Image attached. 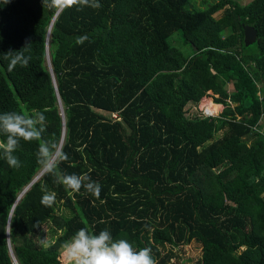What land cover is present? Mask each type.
I'll list each match as a JSON object with an SVG mask.
<instances>
[{
    "label": "trees",
    "instance_id": "16d2710c",
    "mask_svg": "<svg viewBox=\"0 0 264 264\" xmlns=\"http://www.w3.org/2000/svg\"><path fill=\"white\" fill-rule=\"evenodd\" d=\"M193 1L100 0L57 15L42 0L0 3V112L46 117L42 140L13 153L18 169L0 152V264H16L11 249L18 264H68L63 245L82 227L148 247L156 264H264V0ZM178 31L188 50L170 41ZM26 43L29 65L9 72L4 53ZM208 92L223 110L204 118L193 108ZM44 140L100 198L46 172L23 194ZM48 223L58 231L43 240Z\"/></svg>",
    "mask_w": 264,
    "mask_h": 264
},
{
    "label": "clouds",
    "instance_id": "9594fccd",
    "mask_svg": "<svg viewBox=\"0 0 264 264\" xmlns=\"http://www.w3.org/2000/svg\"><path fill=\"white\" fill-rule=\"evenodd\" d=\"M9 0H0L7 4ZM43 7L63 12L76 7L82 10L85 7L100 9V0H42ZM88 39L87 35L78 36L75 43L83 44ZM29 43L19 50H9L4 53V58L9 60L8 71L11 72L19 65L27 67L31 60L30 55H25ZM45 115L40 111H4L0 112V152L10 168L18 169L21 162L13 153L20 147V141H41L44 132ZM38 163L46 173L55 176V182L62 184L67 190L79 193L83 188L86 193L95 198H100L101 185L93 181L87 174H66L60 171L59 163L67 159V154L62 147L54 142L44 140L38 143L35 153ZM41 204L51 207L56 202L54 191H44L40 200ZM68 264H156L151 249L148 247L135 248L127 239H115L108 229L91 232L86 227L78 229L73 236L63 245Z\"/></svg>",
    "mask_w": 264,
    "mask_h": 264
},
{
    "label": "rangeland",
    "instance_id": "374dc122",
    "mask_svg": "<svg viewBox=\"0 0 264 264\" xmlns=\"http://www.w3.org/2000/svg\"><path fill=\"white\" fill-rule=\"evenodd\" d=\"M210 1H213V0H210ZM237 1H239L242 4H244L248 0H237ZM195 4L197 6H199V7H204L205 6V4L201 0H197L195 2ZM195 4H194V1H193V2L190 3V5L188 7L190 9L199 8V7L195 6ZM220 15H221V12H217L215 14L216 17H219ZM175 39H178L179 42L178 43H174ZM170 41H172L174 45H176L177 47L181 48L182 50H188L189 49V46L185 44L184 38H183V36H182L180 31L175 32V34L172 36V38H170ZM227 88L229 90H232L231 85H228ZM215 97L216 96L213 95L211 92H208V95L203 97L196 106H194V105H191V106L192 107L194 106L195 109H198V111L200 110V108L203 109L204 107H209V108L210 107L211 108L216 107L217 109L215 111H212V112L216 113V116H217L223 110V106L221 104H218V103L215 102V100H214ZM115 116H116V114H115ZM261 125L264 127V117H263ZM220 135H222V132L215 133L213 139H217ZM54 231L56 232L58 230H55L54 228H51L50 224L48 223L47 226H45L44 230H43V240L48 239L50 235L52 236L55 233ZM187 248L190 250L188 256H190L191 258H193L195 260L199 258L201 248L199 247L198 244L189 245V246H187ZM185 264H190V263H185Z\"/></svg>",
    "mask_w": 264,
    "mask_h": 264
},
{
    "label": "water",
    "instance_id": "95a60500",
    "mask_svg": "<svg viewBox=\"0 0 264 264\" xmlns=\"http://www.w3.org/2000/svg\"><path fill=\"white\" fill-rule=\"evenodd\" d=\"M59 12H57L56 13V15L58 14ZM55 18V17H54ZM54 18H53V20H54ZM53 22V21H52ZM51 25H52V23H51ZM51 25H50V27H51ZM48 35H49V33H48ZM48 35H47V38H46V40H47V47H48V44H49V37H48ZM256 37H257V31H256V29L253 27V26H249V25H245L244 26V43H245V45H250V44H252L253 42H255L256 41ZM196 49V48H195ZM47 51H48V60H49V63H50V57H49V47L47 48ZM45 172V170L43 169V171L40 173V175L27 187V189L23 192V194L39 179V177L43 174ZM22 194V195H23ZM11 253H12V256H13V258H14V260H15V262H16V264H18L17 263V261H16V258H15V256H14V253H13V251H12V249H11Z\"/></svg>",
    "mask_w": 264,
    "mask_h": 264
},
{
    "label": "built area",
    "instance_id": "2783aa9c",
    "mask_svg": "<svg viewBox=\"0 0 264 264\" xmlns=\"http://www.w3.org/2000/svg\"><path fill=\"white\" fill-rule=\"evenodd\" d=\"M193 109H195V107ZM209 109H210L209 107H204L203 109L200 108L199 111L198 109H195V110H197V112L200 114L201 117H204V118L205 117H216V113L211 112L212 110L210 111Z\"/></svg>",
    "mask_w": 264,
    "mask_h": 264
},
{
    "label": "bare ground",
    "instance_id": "6f19581e",
    "mask_svg": "<svg viewBox=\"0 0 264 264\" xmlns=\"http://www.w3.org/2000/svg\"><path fill=\"white\" fill-rule=\"evenodd\" d=\"M216 109H217L216 107H214V108H211V107H210L209 110H210V111H211V110H212V111H215ZM212 111H211V112H212Z\"/></svg>",
    "mask_w": 264,
    "mask_h": 264
}]
</instances>
